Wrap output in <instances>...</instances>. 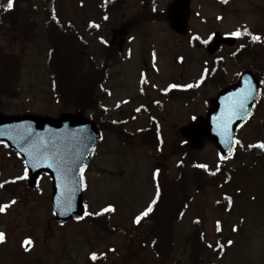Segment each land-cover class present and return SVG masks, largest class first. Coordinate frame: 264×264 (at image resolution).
<instances>
[{
	"label": "rangeland",
	"instance_id": "374dc122",
	"mask_svg": "<svg viewBox=\"0 0 264 264\" xmlns=\"http://www.w3.org/2000/svg\"><path fill=\"white\" fill-rule=\"evenodd\" d=\"M8 1L0 0V6ZM105 1L56 0V6L63 22L74 23L89 43L96 70L105 61L104 41H115L122 54L117 64L108 63L110 68L99 87L107 110L105 121L114 130L124 128L138 137L158 126V139L148 137L150 145L157 141L163 148L156 153L150 147H129L114 132L105 131L83 175L87 215L82 221H54L52 182L46 174L28 190L20 187L11 196L0 187V207L8 205L0 211V233L4 234L0 264H92L93 254L107 255L102 264H173L151 250L145 233L151 222L138 227L135 221L156 198V169L172 178L180 173L182 161L188 177L192 178L196 162L204 165L210 177H221V183L202 179V190L194 193L177 229L176 259L192 264L188 236L197 227L196 220L201 219L213 247H223L221 252L212 249L205 253L201 264H264V163L255 164L264 149L250 147L264 144V100L250 123L239 129L238 157L226 166L216 147L208 142L192 157L187 156L178 134L192 120L205 118L210 101L240 73L249 70L262 78L258 61L255 63L247 50L240 52L239 47L254 36L264 39V0H191L192 16L185 37L173 33L165 19L174 0H158L157 12L163 17L141 26L134 23L140 0H126L122 16L109 15ZM32 3L38 10L34 36L23 56L18 96L6 101L2 114L58 119L66 110L57 104L51 87L43 0ZM245 29L252 35L246 36ZM215 32H239L242 41L210 57L203 46ZM0 40L4 45V39ZM219 77L224 79L222 85ZM184 89L189 91H181ZM24 177L28 174L23 160L0 144V185ZM225 195L232 198L230 212L217 208ZM100 213L106 214L101 223L96 222ZM28 240L32 243L26 244Z\"/></svg>",
	"mask_w": 264,
	"mask_h": 264
},
{
	"label": "trees",
	"instance_id": "16d2710c",
	"mask_svg": "<svg viewBox=\"0 0 264 264\" xmlns=\"http://www.w3.org/2000/svg\"><path fill=\"white\" fill-rule=\"evenodd\" d=\"M127 4L126 0H106L104 9L109 15L122 16ZM157 4L158 0H140L139 12L134 23L141 26L160 21L163 15L157 12ZM7 6L8 3L0 6V34L2 35L0 37L5 41L3 45L0 40L1 113L6 107V101L18 96L23 56L34 36V16L38 10L32 0H13V7L10 10H6ZM43 6L46 14L45 35L50 44L48 66L51 87L55 92L57 104L66 112L72 110L77 114L89 116L98 124L102 133L105 131L114 132L119 140L129 147H150L154 151L157 150L159 145H150L151 141L147 139V134L138 137L135 133L124 128L114 130L105 121L107 110L103 106L101 101L103 98L99 96L98 91L110 68L108 63L117 64L122 56L116 44L113 42L102 44L105 61L102 68L96 70V59L91 53L89 43L74 23L63 22L57 10L56 0H43ZM244 50H247L249 57L253 56L255 63L258 61L264 90V39L260 37V40L253 39L249 43H243L241 51L244 52ZM155 131L153 129L152 134H155ZM181 147L187 156L194 155L183 140ZM238 153L237 150L232 160L237 159ZM186 155L183 156L186 157ZM184 162L182 161L179 165L182 168L179 169L180 173L172 178L163 176L162 169L158 168V195L148 215H141L139 223L136 221L139 227H143L145 221L151 222L145 228L151 250L163 260L172 259L174 264H181L173 253L177 229L194 193L202 190V179L221 183V177H210L206 169L201 167L202 164L196 162L193 163L192 178L188 177L183 171L185 169ZM258 163H264V153L256 158L255 164ZM227 178L228 176L224 177L225 180ZM2 185L1 189L7 195L16 194L14 190L17 191L20 187L28 190L26 180L22 179ZM231 206L232 199L230 197H225L217 203V208L222 211L230 212ZM105 216L106 214L100 213L96 217V222H104L101 218ZM195 224L197 227L188 236L191 246V263L201 264L205 253L211 252L212 249L215 252H221L223 247L221 245L213 247L206 235L203 220H196Z\"/></svg>",
	"mask_w": 264,
	"mask_h": 264
},
{
	"label": "water",
	"instance_id": "95a60500",
	"mask_svg": "<svg viewBox=\"0 0 264 264\" xmlns=\"http://www.w3.org/2000/svg\"><path fill=\"white\" fill-rule=\"evenodd\" d=\"M190 3L191 0H175L167 10L170 30L180 36L189 31ZM236 44V37L216 32L207 52L213 56L222 46L233 48ZM259 97V80L246 71L235 85L211 101L205 118L181 128L180 134L188 140L192 151L201 150L207 139L226 159L233 153L239 127L251 116ZM99 135L97 124L85 120L83 115L63 114L57 120L0 115V143H6L21 155L30 184L43 173L50 175L54 219L60 224L85 215L81 175L90 163Z\"/></svg>",
	"mask_w": 264,
	"mask_h": 264
},
{
	"label": "snow or ice",
	"instance_id": "6c2138e0",
	"mask_svg": "<svg viewBox=\"0 0 264 264\" xmlns=\"http://www.w3.org/2000/svg\"><path fill=\"white\" fill-rule=\"evenodd\" d=\"M223 2L227 3V0H223ZM12 7H13V0H9L8 6H7V9L6 10H10ZM234 35L239 36L240 33L237 32V33H234ZM253 39L254 40H260V37L259 36H254ZM173 87H175V85H173ZM189 87H191V86H189ZM241 107H243L242 104H241ZM225 131H227V129H225ZM250 147H260V148L264 149V144L251 145ZM221 158L223 159L224 157H221ZM201 167H204V166L201 165ZM2 186L3 185H0V187H2ZM13 203H15V201H13ZM7 207H8V205H4V206L0 207V211H4V209L7 208ZM105 211H107V209H105ZM150 211H151V208H149L143 215L144 216L148 215V212H150ZM139 220H140V218H137V223H139ZM3 239H4V234L3 233H0V241H3ZM25 243L26 244H31L32 242L30 240H28V241H25ZM92 259L93 260L96 259L95 254H93Z\"/></svg>",
	"mask_w": 264,
	"mask_h": 264
}]
</instances>
